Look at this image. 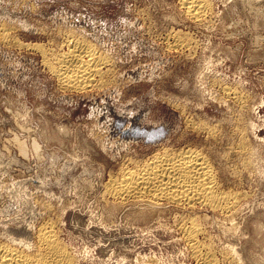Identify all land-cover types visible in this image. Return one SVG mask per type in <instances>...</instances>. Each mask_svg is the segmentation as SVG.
<instances>
[{
    "label": "rangeland",
    "instance_id": "374dc122",
    "mask_svg": "<svg viewBox=\"0 0 264 264\" xmlns=\"http://www.w3.org/2000/svg\"><path fill=\"white\" fill-rule=\"evenodd\" d=\"M210 4L195 20L180 0H0V238L49 220L75 264H199L182 226L196 218L218 264H264V0ZM68 37L108 57L96 83L48 68L41 49ZM188 148L237 194L232 214L107 193L123 168Z\"/></svg>",
    "mask_w": 264,
    "mask_h": 264
},
{
    "label": "bare ground",
    "instance_id": "6f19581e",
    "mask_svg": "<svg viewBox=\"0 0 264 264\" xmlns=\"http://www.w3.org/2000/svg\"><path fill=\"white\" fill-rule=\"evenodd\" d=\"M180 1L186 12L195 20L205 17L211 9L210 0ZM6 37L9 38V36ZM182 37L185 38V36ZM67 39L65 42H67L69 49L63 54L46 53L40 48L43 51L41 52L44 55V60L49 61V57L55 59L53 63H48V68L50 67L60 84L65 88H85V86L88 87L96 83L99 77H103L105 72L109 70L108 68L105 69L108 65V57L104 53L102 54L92 42L89 43L78 37L71 39L68 37ZM171 43L175 47L183 46L180 39ZM185 45L187 44L185 43ZM34 46L40 45L34 44ZM251 125L253 126L254 123L252 122ZM240 132L242 131L240 130ZM241 145L244 146L243 143ZM168 149L155 153L152 157H148L149 159L135 163L131 168L127 167L120 170L119 174L113 176L107 183L106 188L109 196L119 200L116 201L119 203L133 200L150 208H156L163 201H169L175 204H184L187 207L191 206V208L198 204L208 205L228 215L236 211L234 209L237 206V194L225 191L220 187L216 177L217 173L214 172V168L204 152L194 148L172 151ZM248 149L242 150L248 151ZM250 150L249 153L247 152L248 155L252 154ZM188 220V223L182 225L183 236L187 239L186 241H188L194 256L198 258L196 259L199 260V264H218L219 260L217 261L216 253L209 245L203 244L200 240V234L203 231L199 227L197 219L190 218ZM54 223L48 220L36 224L32 236L11 234L9 238H0V264H75L74 257L60 239L59 231L56 230ZM231 253H228L226 257L237 262L236 256Z\"/></svg>",
    "mask_w": 264,
    "mask_h": 264
}]
</instances>
